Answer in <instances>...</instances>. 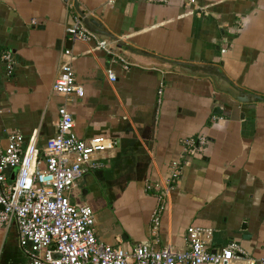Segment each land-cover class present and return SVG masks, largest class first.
I'll use <instances>...</instances> for the list:
<instances>
[{"label":"crops","instance_id":"crops-1","mask_svg":"<svg viewBox=\"0 0 264 264\" xmlns=\"http://www.w3.org/2000/svg\"><path fill=\"white\" fill-rule=\"evenodd\" d=\"M79 12L100 25L111 53L68 39L74 18L85 22ZM66 48L84 88L67 102L74 132L115 144L91 172L107 177L115 211L95 221L97 239L125 249L152 240L157 190L146 183L182 160L184 137L204 134V151L182 160L165 198L158 245L183 250L197 225L212 228L211 250L236 240L264 255V0H0V50L13 56L10 70L0 63L1 142L12 131L36 134L41 150L55 134L64 98L52 84Z\"/></svg>","mask_w":264,"mask_h":264},{"label":"built area","instance_id":"built-area-1","mask_svg":"<svg viewBox=\"0 0 264 264\" xmlns=\"http://www.w3.org/2000/svg\"><path fill=\"white\" fill-rule=\"evenodd\" d=\"M145 1L169 4L176 0ZM66 34L73 41L93 40L95 48L111 53L108 41L89 30L78 17L67 26ZM73 60L72 51L64 49L52 84L53 92L64 101L57 108L56 132L46 140L44 147L38 150L36 134L26 140L16 131L10 132L5 142L0 141V229L7 231L15 225L18 246L26 264H264V255H249L236 240L209 249L213 234L209 227L188 226L183 250L158 245L165 198L176 183L182 160L204 151L208 143L204 134L184 137L182 160L168 164V173L161 183L154 186L149 181L146 183V190H157L158 205L151 215L152 240L125 249L97 239L93 209L72 200L69 194L84 175L104 166L102 154L111 151L115 144L102 135L80 139L74 132V117L67 102L73 97H82L84 88L76 82ZM0 63L11 69L10 50H0ZM124 68L128 66L125 64ZM106 75L115 81L111 69H106Z\"/></svg>","mask_w":264,"mask_h":264},{"label":"rangeland","instance_id":"rangeland-1","mask_svg":"<svg viewBox=\"0 0 264 264\" xmlns=\"http://www.w3.org/2000/svg\"><path fill=\"white\" fill-rule=\"evenodd\" d=\"M105 179L102 182L95 176L91 177L90 172L89 175H84L78 181V188L73 189L69 194L72 200L89 205L94 211L95 221L102 223L108 219L111 221V216H115V211L112 210L111 205L112 198L107 191ZM83 185H90V191L86 192L84 196L80 190V186ZM85 189L87 190V188ZM25 262L26 258L18 246L15 225H12L6 234H4L3 229H0V264H24Z\"/></svg>","mask_w":264,"mask_h":264},{"label":"water","instance_id":"water-1","mask_svg":"<svg viewBox=\"0 0 264 264\" xmlns=\"http://www.w3.org/2000/svg\"><path fill=\"white\" fill-rule=\"evenodd\" d=\"M75 7H77V4L75 2ZM80 16L83 18L84 14L82 12H79ZM83 20L85 21V26L93 31L94 33H96L97 35H103L102 32L100 31V25L98 23H96L93 19L89 18H83ZM241 93V92H240ZM242 94V93H241ZM257 99H259V97H257ZM237 100L240 102L246 101L247 99L242 95V96H238ZM244 229V228H243Z\"/></svg>","mask_w":264,"mask_h":264}]
</instances>
